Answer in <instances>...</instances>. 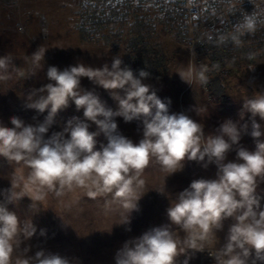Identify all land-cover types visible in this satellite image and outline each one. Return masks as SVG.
I'll list each match as a JSON object with an SVG mask.
<instances>
[{
  "label": "clouds",
  "instance_id": "clouds-1",
  "mask_svg": "<svg viewBox=\"0 0 264 264\" xmlns=\"http://www.w3.org/2000/svg\"><path fill=\"white\" fill-rule=\"evenodd\" d=\"M245 27L253 31L255 25L248 20ZM232 39L239 42L236 36ZM45 52L40 47L31 54L36 66L44 60ZM10 62V56L0 57V70L6 72ZM122 63L120 56H116L110 68L107 64L93 68L83 63L64 70L49 66L46 76L54 83L34 90L27 103L28 108L40 113L49 110L48 115L35 124L17 116L10 118L11 127L0 123V156L23 162L31 170L29 179L48 189L76 185L95 189L89 192L90 196L114 192L116 197L123 198L128 212L121 224L129 223V214L137 209L141 196L133 202L131 194L142 185L138 177L150 160H155L168 175L181 171L185 160L204 168L215 164L216 178L192 181L167 209L168 219L186 233L188 249L203 251L202 244L195 241L211 239L215 245L216 232L222 229L224 220L232 218L235 222L229 228L226 243L214 256L216 264H249L253 253L252 264H264V207L255 195L258 182L264 181V142L259 140L264 132L255 120L258 116L264 121V92L253 93L243 103V112L251 114V136L256 140L255 150L250 151L240 144L247 124L227 119L214 133L205 135L202 123L183 113L170 114L171 101H163L150 85L142 82L150 75L147 71L140 70L137 76L130 67H121ZM205 71L197 73L190 68L185 75L178 74L190 85L193 78L206 84ZM82 77L108 90L118 104L117 110L107 107L93 91L83 89ZM70 101L77 110L83 109L84 119L74 118L75 122L69 121L63 131L47 136L54 117ZM116 117L123 118L125 123L142 122L138 143L119 133ZM88 122L95 124L97 130L90 132ZM101 134L107 143L96 150V138ZM233 150L236 160L225 163ZM14 187L12 181L11 189L5 193L9 203L24 196L14 192ZM35 232L30 221L21 225L17 215L0 203V264H13L14 251ZM28 251L23 249L15 264H70L68 258L43 249L34 256H27ZM185 251L168 226L154 227L125 241L115 255V264H176V258Z\"/></svg>",
  "mask_w": 264,
  "mask_h": 264
},
{
  "label": "rangeland",
  "instance_id": "rangeland-1",
  "mask_svg": "<svg viewBox=\"0 0 264 264\" xmlns=\"http://www.w3.org/2000/svg\"><path fill=\"white\" fill-rule=\"evenodd\" d=\"M204 1L185 0V6L195 9L200 6L204 10ZM259 2L260 9H264V0ZM91 4L89 0H0V57H11L7 71L0 70V123L11 127L10 118L13 116L29 124L45 119L49 110L40 113L28 108L27 103L34 90L50 82L54 83L46 76L49 66L64 70L83 63L93 68L107 64L110 68L114 57L124 58L132 16L129 15V21L105 25L99 31L101 38L85 41L79 35L78 26L80 14ZM144 5L147 7L144 10L150 12L149 17H154L157 11H154L153 6L149 7L148 2ZM189 11L192 8L187 9L179 18L180 28L179 21L174 23L172 29L157 23L151 24L156 30L151 34L152 39L166 57L167 74L148 77L142 82L150 85L163 101H171L170 114L183 113L202 123L205 135L214 133L227 119L239 125L247 124V131L242 135L240 144L254 151L256 140L251 136L252 117L250 113L243 112V103L253 93L264 92V56L239 60L238 67L225 69L222 98L211 95L208 87L196 78L191 80V85L188 84L179 74L185 75L190 68H194L197 73L206 69L205 75L207 78L210 76V58L202 53L203 48L199 43L207 36V32L215 33L217 29L223 28L224 23V19L220 18L209 29L195 32L197 20L201 24L200 16ZM259 29H264V26L261 25ZM179 30L184 33L182 37H178ZM110 32L116 36L112 41L108 39L110 42L106 44L101 34ZM260 35L259 31L248 34L244 40L254 43V39ZM40 47L46 52L44 60L36 66L31 54ZM192 47L195 53L199 51L198 55H193ZM134 74L138 76L139 72ZM81 87L93 91L107 107L117 110L118 104L108 90L94 84L87 77L81 78ZM120 94L123 95V92ZM33 98H38V95ZM74 118L83 120V109L77 110L74 102L70 101L69 106L61 109L54 117L47 136L63 131L69 121L75 122ZM255 120L261 124L264 132V121L258 116ZM115 121L119 133L134 143L142 138L141 121L125 123L121 117H116ZM88 123L90 132L97 130L95 124ZM96 140V150L100 149L101 144L107 143L103 134ZM259 140L264 142V135ZM235 160L236 151L233 150L227 154L225 163ZM30 171L23 162L9 164L5 157L0 156V203L17 215L21 225L30 221L36 229L35 234L14 251L13 264L16 257L23 255L25 248L29 249L27 256H34L36 251L43 249L68 258L70 264H115V255L125 241L162 226H168L178 245L186 249L176 258V264H185V260L187 264H208L205 252L211 248H222L229 228L235 222L232 218L223 221L222 229L216 232L218 242L215 245L211 239L207 242L195 241L204 248L203 251H197L188 249L186 233L168 219L167 209L177 201L182 191L189 188L192 181L216 178L215 164L204 168L195 161L185 160L181 171L168 175L155 160H150L138 177L142 185L137 186L131 194L133 202L136 197H141L137 201V209L129 214V223L126 224H121L128 214L124 200L116 197L114 192H96L90 196L89 192L95 189L76 185L52 190L33 183L29 179ZM12 181L16 184L13 191L24 196L9 203L5 193L11 189ZM255 195L260 199L261 207H264V181L258 182ZM30 197L34 198L33 201ZM252 259L254 253L249 264H252ZM256 264L261 262L257 261Z\"/></svg>",
  "mask_w": 264,
  "mask_h": 264
},
{
  "label": "trees",
  "instance_id": "trees-1",
  "mask_svg": "<svg viewBox=\"0 0 264 264\" xmlns=\"http://www.w3.org/2000/svg\"><path fill=\"white\" fill-rule=\"evenodd\" d=\"M92 4L84 9L80 14V23L78 26V31L80 37L89 41L93 38V34L97 31H101L105 28V25L109 23L126 22L131 17L129 21V30L132 36L129 38V43L133 47L135 53H143L144 58L142 62L145 64L146 68L142 69L147 71L150 75L149 77H155L158 75L166 76L167 69H165L166 57L161 55L159 57H150L149 54L153 51L154 47L151 45L152 36L148 31L149 24L145 22L143 17H140V10L137 7H131L128 2H133L134 0H89ZM223 4L219 3L216 10L212 13L207 11L203 14L199 21L202 23L204 21L217 22L221 17V9ZM262 12L256 7L255 4H247L243 6H237L231 9L229 16L233 21H245L247 22L255 15H259ZM261 34V32L259 31ZM184 33L179 30L178 37H182ZM232 35L227 39V41L218 40L214 43L216 46H226L227 44H234L232 52H226L224 47L222 51H216L212 56V64L215 66H224L226 64H234L238 61V54L250 50L252 46H239V43L232 39ZM110 40L106 37L104 38V43L109 44ZM141 45V46H139ZM262 44H260L261 46ZM238 57V58H237ZM224 59V60H222ZM239 60H246L245 57H240ZM222 62V63H221ZM225 69H211L210 76L207 78V87L215 98H222L224 93V76ZM7 159V158H6ZM9 164L12 161L7 159Z\"/></svg>",
  "mask_w": 264,
  "mask_h": 264
},
{
  "label": "built area",
  "instance_id": "built-area-1",
  "mask_svg": "<svg viewBox=\"0 0 264 264\" xmlns=\"http://www.w3.org/2000/svg\"><path fill=\"white\" fill-rule=\"evenodd\" d=\"M149 3V7L153 6L154 11H157V13H155L154 17H149V13H147L144 9H146L147 7H144L145 2L144 0H134L133 2H128V5L131 7H137L140 10V17H143L145 22H148L149 27H148V31L150 34H152L153 32H156L155 28L153 29L151 24L152 23H157L160 24L162 27H165L166 29H172L173 27H175V22L179 21V18H181V16L183 14L186 13V10L191 9L192 11L189 12H193L194 14L199 15L200 17L203 14H206L207 11L209 13H212L216 10L217 5H219V3H222V9H221V14L222 17L224 19V23H223V28L222 29H217L214 33L211 32H207V36L199 43L201 44L200 47L203 48L202 53L206 54V56L208 55L210 58V68L211 69H230L233 67H238V65L240 64L239 62V58L240 57H245L246 59H249L251 57H258L260 55L264 56V29H259V27L262 25L264 26V9H260L259 7V0H205L204 1V5H205V9L201 10V7L199 6V8L195 7H186L185 6V0H146ZM255 4L256 7L262 12L259 15H255L253 16L251 20L254 25L255 28L253 31H248L245 27L246 22L245 21H238L235 22L232 20V18L229 16L230 11L232 8L237 7V6H243V5H247V4ZM87 7V6H86ZM212 24H215L213 21H204L201 24L197 22L195 23V32H197L198 30H200V32H202L204 30V28H210ZM178 27L180 28V21L178 23ZM205 31V30H204ZM258 31L261 32V35L256 37L254 40L255 42H249L244 40L246 38V36L248 34H252V33H257ZM99 31L95 32L93 34V38L97 39L100 37L99 35ZM129 38L132 36V33L129 31ZM102 37H107V39H112L114 38L116 35L115 33H107L106 35L101 34ZM236 36L238 38V43L239 46H252V48L250 50H247L245 52H241L238 54V61L235 62L234 64H226L224 66H215L214 64H212V56L216 51H222L223 47L225 49L226 52H232V48L234 47V44H227L226 46H216L214 43H216L218 40H223V41H227V39H229L230 36ZM103 37V38H104ZM101 38V37H100ZM129 38L126 41V45H125V56L122 59L123 61V67L124 66H128L130 67L134 73L139 72L142 69H145L146 66L145 64L142 62L144 55L143 53H135L133 50V47L130 45L129 43ZM112 41V40H111ZM152 43L151 45L154 47L153 51L149 54L150 57H159L161 55H163L159 49H158V44L151 39ZM256 43V45H255ZM113 44V43H112ZM260 44H262L260 46ZM254 45L256 47H254ZM141 46V45H139ZM255 48V49H254ZM194 47H192V52L195 53L194 51ZM260 50V51H258ZM261 52L260 54L257 53ZM198 50L197 53H195V55H198ZM224 60V59H222ZM222 63V62H221ZM205 86H207V83L205 84ZM218 250L216 249H207V251L205 252V256H207V261L209 262L208 264H216V259L214 256L218 255ZM262 264V262H261Z\"/></svg>",
  "mask_w": 264,
  "mask_h": 264
}]
</instances>
